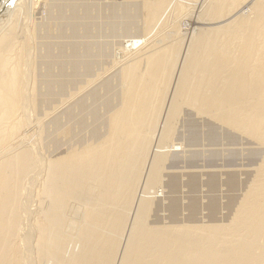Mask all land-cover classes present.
I'll return each instance as SVG.
<instances>
[{"label":"bare ground","instance_id":"obj_1","mask_svg":"<svg viewBox=\"0 0 264 264\" xmlns=\"http://www.w3.org/2000/svg\"><path fill=\"white\" fill-rule=\"evenodd\" d=\"M7 1L2 0L0 10L4 7L6 13L10 7L9 18L17 17L15 10L22 9L18 1L31 2ZM35 1L34 5L39 2ZM137 1L145 28L137 36L127 35L130 39L122 43L120 53L116 50L118 60H112L121 89L105 130L92 142L79 145L75 141L77 135L71 132L74 120L69 119L75 106L67 108L69 112L63 108L82 100L88 85L77 88L79 78L74 82L76 89H70L75 93L66 94V87L63 98L58 97L72 130L63 127L62 143L55 150L51 148L52 152L48 149L51 153L47 157L36 149L32 120L38 101L33 86L25 81L33 62L29 63L32 55L28 45L32 32L26 27V33L21 31L23 35L17 36V18L7 20L0 12V264H264V153L226 220L151 226L147 219L152 197L138 196L136 185L157 183L158 171L170 163L168 152L201 147L202 138L212 147L221 137L215 124L236 134L227 135L230 145H236L240 136L264 150V0H250V10L243 11L250 12L248 17L237 9L247 0H231L225 7L218 5V0H208L206 7L211 5L206 11L202 5L205 12L202 8L203 13L195 18L200 0ZM30 7L27 11H34ZM29 15L26 19L30 20ZM182 16L194 21L186 18L192 23H180ZM214 21L212 28L205 27ZM166 24L168 34L155 38ZM155 78L165 80L164 86H156ZM88 92L91 99L94 92ZM86 99L87 95L83 103ZM187 108L191 111L184 112ZM59 117L61 121L63 116ZM195 117L212 124L203 123L207 128L203 132ZM180 121L184 140L175 139ZM79 135L76 138H82ZM212 178L210 187L214 186ZM190 179L196 187L198 181L193 176Z\"/></svg>","mask_w":264,"mask_h":264},{"label":"rangeland","instance_id":"obj_2","mask_svg":"<svg viewBox=\"0 0 264 264\" xmlns=\"http://www.w3.org/2000/svg\"><path fill=\"white\" fill-rule=\"evenodd\" d=\"M14 1L16 2L17 0L7 1L6 4H8V2H10V4H14L15 3ZM38 1L36 5H34V3H36L35 0L33 1L31 0L30 3H26L27 1H25V3L23 4H22V1H21V4L19 3L20 1H18L17 4L21 5L22 9L18 8L20 11L15 10V13H17L16 15L17 17L13 16L12 18L10 16V18L13 21H16L15 18H17L16 22L18 23H16V25L18 26L15 27L19 29V30L16 29L17 36L23 35L21 33L25 32L26 27L29 29L30 32H32L31 33L32 36L30 40L33 44L31 42H28V45L30 44L29 45L30 53H31L30 55H32L30 57L31 60L29 61V63L31 64V62L32 61L33 62L31 65H29L30 74L29 72H27L28 75L25 81L27 80V83H28L27 85L33 86L34 88L33 91L35 92L34 96H36L35 99L38 101L36 105V107L38 108L35 107V110L33 112L34 115L32 114L34 116V121L32 120V125H33L32 127H34L32 128V133H34V136H35L34 139L37 140V141H34L37 144L36 149L37 151H39L38 149H41L42 155L41 153L40 155L44 157L46 155L47 157L48 153H51L52 150H55V148L59 146L58 144L62 143L63 134L61 135V131L62 132L64 131L63 127H66L67 131H71L73 129V131L71 132L73 133L74 137L76 135H77L76 137H78L79 134L77 133V131L80 133L79 137H82V138L75 137V141L78 142L79 145L86 141H87L86 143H88V140L89 142L96 140L100 134L99 132L102 133V131L105 130V127H106L105 123L107 122L110 109H112V106H114L113 103H116L119 100L118 97L120 98V95L118 94L120 93L119 91L121 89V82L119 78H117L118 76L116 77L115 72L117 71V68L114 67L113 59L118 60L119 55H117L118 54L117 51L118 52L120 51L121 49L120 47L122 43L126 44V42L128 41L127 39H130L128 38V36L133 37V36H137L138 34H142L141 30L145 28L144 27L145 24H143L144 23V20H143L144 16H142L143 13L136 4L137 0L136 1L135 0H110V1L109 0H38ZM183 1L185 3H188L185 0ZM193 1H197V0H193ZM207 1L208 0L202 3V0H200V3L198 2V6L195 8L196 10L193 13L194 17L192 15L193 18H195L196 15L198 14L201 15L203 13L204 7L207 6V3H208ZM230 1L231 0H218L217 4L218 5L222 4V6L225 7L226 5L230 4ZM249 2L250 0L243 2L242 5H240L239 8H237L238 12L241 13L243 17H248L250 13V12L249 13L247 12L248 14L243 13V11L246 8L250 10L251 4H249ZM52 3L55 4L56 6L52 5ZM210 3L208 4V7L209 5H211ZM24 4L26 5L25 7L27 9L24 8ZM27 4L28 5L31 4L34 11L31 9L32 7L28 6ZM199 5H200V8H199ZM3 6H6V5L4 4ZM27 6L30 7L31 9V10L29 9L30 11H27L28 10ZM208 7H206L205 11L207 10ZM3 8H1L2 10H0V12L2 11V14L4 13L3 18L5 16V19L7 18L8 20L9 18L8 16L10 14L9 12L10 7L7 9L8 13L7 12L5 13V11H3ZM23 8L25 11H21L23 10ZM202 8H203V11H202ZM25 12L30 13V15L26 14ZM20 15H21V19H20ZM27 15L30 16V20L29 18L26 19L28 17ZM31 16H33L32 19H31ZM201 17H206V16L203 15ZM22 18L24 21L26 19L25 23L22 20ZM186 18L188 17L182 16L181 19L179 20L181 21L180 23H182V21L184 20L190 21L188 19H191L192 22L194 21L193 18H188V19ZM21 20H22V23H20ZM145 20H146V16H145ZM180 23L178 26H180ZM214 23L216 22L215 21L209 22L208 23L209 26L205 25V27H208V29H210L212 28V26L210 25ZM141 25L142 27H140ZM32 28H33V31H32ZM201 29L204 30V28H201ZM159 30L157 32H160V33L159 34L156 33L154 37L156 36L157 38H162L165 35H167L169 32L168 24L164 25ZM123 38L125 39L123 40ZM30 40H27V41H30ZM175 42H177V39H175ZM31 45H33L32 46L33 48L31 47ZM33 65H34V68H33ZM58 68H61L62 72ZM84 68L89 69L90 71L85 70ZM77 69H79L78 71H81V72L80 73L77 72L76 71ZM57 70L60 72H57ZM72 70L74 74L79 76L78 78L76 75L73 76ZM82 72L83 73L85 72L84 75L85 74L86 75L84 76L83 74H81ZM194 73H196L195 70L190 73V80H192ZM60 74L61 76H59ZM62 74L64 75L62 76ZM79 74L82 76V78L80 77ZM88 74L89 75L91 74V75L88 77L87 76ZM54 75H56L57 77ZM29 76L32 81L34 80V82H31L30 79L29 80L27 79ZM46 76H48V78ZM86 76L88 78L86 79L89 81H92V83L89 82L88 84L87 83L88 81L86 82V79L85 80L83 79V77L85 78ZM64 77L65 79H67L66 81H63ZM115 77L117 79H115ZM73 78L75 79V81H73ZM79 78L81 79V82H80L81 84L79 83L80 85L77 83L80 81ZM61 79L63 82H61ZM164 81L165 80H163L162 78L161 79L155 78L154 84L156 86L162 87L164 86L162 85ZM64 82L66 83L68 82L70 84L68 85L67 83V86H66ZM74 82L75 84L77 83L76 84L77 88L78 86H81V85H82L81 87H83L84 84L86 86L87 85L88 86L90 85V86L89 87L87 86L86 88L87 90L85 89L84 92L86 94L84 93L82 97L80 96L83 100L87 95V99H86L87 101H84L83 103L82 100H80L82 102L80 101L78 102L76 100L73 102L74 105L68 104L67 105L68 107L66 106L65 108H63L69 112L67 108L70 107L71 109V108H74L75 106L74 108L75 110L73 109V111H71L70 113L71 118H69L70 120L72 119L75 122L71 120L72 121V124H71L70 120L64 119V117L67 118L66 113L68 112H66L65 110H62V107L58 102L59 101L58 97H60L61 99L63 98V94L61 93L64 92L65 94V91L63 89L65 88L66 90V87L69 90V91L66 90V94H68L69 92H71L72 94L73 92L75 93L76 90H73V92L70 91V89L71 90L76 89ZM62 83L64 86L63 85L61 86ZM36 86H38L39 88ZM88 91H90L91 93L94 92L92 96L93 98L92 97L91 99L89 98L91 95ZM39 92L42 95H40ZM48 93L49 94L51 93L50 94L51 97ZM100 93L102 96L100 95ZM181 99L186 100L185 98H181ZM39 101H42V102H39ZM77 104L79 105V107ZM76 106L78 107V109H76L77 108ZM190 111L191 110H189L188 108L184 109V112H190ZM59 112H61V114ZM72 112H75L74 115L72 114ZM62 113L63 114L65 113V114L63 115ZM59 116H63L61 121H59L61 118ZM74 116H78V117L75 118ZM75 119L79 120L78 123H81V125L83 126L82 128H80L81 126L78 127V125L80 124H78L77 123L78 120H75ZM38 121L39 122L42 121L39 123L40 125L38 124ZM65 121L66 122L70 121V122L69 123L67 122L68 124H66ZM195 121H197L198 123H201L202 125L201 129H203L201 131L203 132L207 130V128L203 126V123L212 124V121L206 118L195 117ZM62 122H65V123L63 124ZM33 123L35 124V126ZM58 123H62V124H58ZM37 124L39 127L36 129ZM65 124L67 126H64ZM70 124H71L72 129H70L69 127ZM60 125H62V128ZM73 125L75 126L74 128H73ZM215 126L218 129L217 135L219 136L221 134V137H218L219 140L217 138V142L214 145H212V147L208 145V142L204 141L203 138L202 140H200V145L202 143V146H201L202 148L201 147H197V148L184 147L179 151L173 152V151H170V147H169L168 150L170 152L167 153V159L170 161V163L165 167V169L161 168L158 171L159 179L157 183L153 186H149V185L144 186L143 184H138V183L136 184L138 186V189H137L138 196L152 197V210L147 219L148 223L151 226L157 227V226H172L175 224L181 225L183 223L188 222V220H191V221L192 220H197V221L202 220L206 222L207 221H221V220H226L232 213L233 206L235 205V203L239 201L240 195L244 191L245 186L247 185L249 179L252 178V175H253L252 172L255 169L254 166H256L255 163L257 162L259 156L264 153V150L240 136H237L238 143L236 145H230V142L226 138L227 135L228 134L236 135V134L232 131H229V130L227 131V129H225L223 126L222 127L219 126L218 124L217 125L215 124ZM58 128H61V129H58ZM86 129L90 132H88ZM176 129L177 130H176L175 139L180 138V140L181 139L184 140L186 137L183 133V128L181 127V121L178 123ZM91 130H92V133H91ZM74 131L76 134H74ZM87 133L89 134V136ZM92 136H96V137L92 138ZM83 137L85 138L83 139ZM86 138H90L91 140L86 139ZM59 140H61V142ZM173 143L175 144V141ZM56 144L57 146H55ZM39 145L41 146V148ZM166 145L169 146V143H167ZM43 148L45 149L43 150ZM48 149L51 150V152ZM41 150L39 152H41ZM255 154L258 156H255ZM209 155L212 158H210ZM229 156L231 157L229 158ZM200 158H203V160L202 159L199 160ZM192 176L198 181L197 182L198 185L196 187L191 186L190 184V181L192 180L190 179V177ZM198 178L199 180L201 179L200 182ZM209 178L210 179L212 178L213 180L215 179L214 186L212 187H210L211 185L209 184L210 182ZM230 179H233L232 183H230ZM143 189L145 190L143 191ZM156 191H157V195L156 193L155 195L152 194ZM142 192H144V194H142ZM173 204L176 205L175 209L173 208ZM194 204H195V208L191 209V207Z\"/></svg>","mask_w":264,"mask_h":264},{"label":"water","instance_id":"obj_3","mask_svg":"<svg viewBox=\"0 0 264 264\" xmlns=\"http://www.w3.org/2000/svg\"><path fill=\"white\" fill-rule=\"evenodd\" d=\"M2 2V0H0V3Z\"/></svg>","mask_w":264,"mask_h":264}]
</instances>
